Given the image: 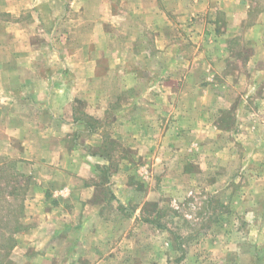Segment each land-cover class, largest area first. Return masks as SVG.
Listing matches in <instances>:
<instances>
[{
    "label": "crops",
    "instance_id": "0c3cea01",
    "mask_svg": "<svg viewBox=\"0 0 264 264\" xmlns=\"http://www.w3.org/2000/svg\"><path fill=\"white\" fill-rule=\"evenodd\" d=\"M245 3L239 18L243 0H0V165L15 159L28 183L21 191L24 229L0 264H59L64 257L49 249L65 240V230L76 234V251L83 231L103 228L99 186L122 171L112 168L114 145L92 120L112 116L114 138L153 159L161 129L171 132L163 109L151 92L124 90L141 87L147 60L157 67L193 18L210 15L214 28L223 10L230 25L220 35L236 34L251 0ZM263 22L262 15L253 27ZM122 95L130 102L118 108ZM98 170L108 171L106 180ZM117 196L115 190L120 203ZM102 252L77 250L72 259L104 264Z\"/></svg>",
    "mask_w": 264,
    "mask_h": 264
},
{
    "label": "rangeland",
    "instance_id": "374dc122",
    "mask_svg": "<svg viewBox=\"0 0 264 264\" xmlns=\"http://www.w3.org/2000/svg\"><path fill=\"white\" fill-rule=\"evenodd\" d=\"M249 5L234 35H220L230 25L223 10L214 28L210 15L193 18L191 30L174 36V50L160 53L157 67L147 60L141 87L124 90L151 92L168 111L162 118L171 132L161 129L153 159L135 156L114 138L112 116L92 120L111 139V166L122 172L115 185L99 186L104 226L83 231L76 251H103L104 264H264V27H253L264 16V0ZM129 102L122 95L117 106ZM5 161L0 191H9L8 182L23 189L27 177L18 175V161ZM98 172L107 179V170ZM63 237L49 251L62 254L59 264H76V234L67 229Z\"/></svg>",
    "mask_w": 264,
    "mask_h": 264
},
{
    "label": "trees",
    "instance_id": "16d2710c",
    "mask_svg": "<svg viewBox=\"0 0 264 264\" xmlns=\"http://www.w3.org/2000/svg\"><path fill=\"white\" fill-rule=\"evenodd\" d=\"M20 174L25 176L18 172V175ZM6 185L10 188L9 191H0V211L2 210L0 214V263L4 262L5 258L9 256L10 250L17 244L15 234L24 229L22 223L24 197L19 191L22 187L17 184L13 185L12 182H8ZM27 186L28 183L23 189Z\"/></svg>",
    "mask_w": 264,
    "mask_h": 264
}]
</instances>
